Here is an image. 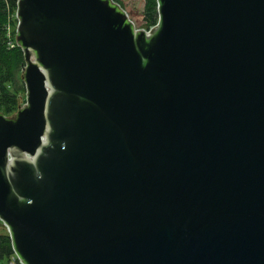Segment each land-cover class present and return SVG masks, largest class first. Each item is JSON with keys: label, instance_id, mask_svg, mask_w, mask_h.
Segmentation results:
<instances>
[{"label": "water", "instance_id": "water-1", "mask_svg": "<svg viewBox=\"0 0 264 264\" xmlns=\"http://www.w3.org/2000/svg\"><path fill=\"white\" fill-rule=\"evenodd\" d=\"M18 0L25 104L0 114L23 264H264V0Z\"/></svg>", "mask_w": 264, "mask_h": 264}, {"label": "trees", "instance_id": "trees-1", "mask_svg": "<svg viewBox=\"0 0 264 264\" xmlns=\"http://www.w3.org/2000/svg\"><path fill=\"white\" fill-rule=\"evenodd\" d=\"M123 11L119 0H112ZM17 0H0V112L8 114L16 112L25 102L24 84L20 78L24 66V57L19 48L8 49L5 27L14 14ZM143 21L147 29L155 26L158 21L157 0H144ZM125 12V11H124ZM126 13V12H125ZM12 20V19H11ZM13 256L11 241L6 231H0V264H10Z\"/></svg>", "mask_w": 264, "mask_h": 264}, {"label": "rangeland", "instance_id": "rangeland-1", "mask_svg": "<svg viewBox=\"0 0 264 264\" xmlns=\"http://www.w3.org/2000/svg\"><path fill=\"white\" fill-rule=\"evenodd\" d=\"M119 1L123 5L122 7L127 14L128 20L133 24L134 29L138 31L148 32L149 29L145 27L144 21H143V11H144V6H145L144 0H119ZM20 78L22 79V73H21ZM18 94L20 96L24 94V97H25V92L24 93L18 92ZM20 103L21 105L19 108L23 107V105L25 104L24 101L22 102V99ZM17 111L4 114V115L1 114L0 112V114L3 115L5 118L11 119V118H14ZM0 231H6L5 228L1 224H0Z\"/></svg>", "mask_w": 264, "mask_h": 264}, {"label": "built area", "instance_id": "built-area-1", "mask_svg": "<svg viewBox=\"0 0 264 264\" xmlns=\"http://www.w3.org/2000/svg\"><path fill=\"white\" fill-rule=\"evenodd\" d=\"M17 2H18V0H17ZM17 2H16V6H17ZM157 23H158V21H157ZM17 26H18V19L16 17V9H15L14 14L11 16V18H9V21L5 27L6 42H7V48L8 49H14V48L20 49V47L16 41ZM156 27H157V24L155 26L151 27L149 29V31L146 33L150 34ZM0 224L5 228L8 236H9V233H8L6 226L4 224H2L1 222H0ZM9 239H10V237H9ZM12 250H13V248H12ZM10 264H23V262L17 257V255L14 253V251H13V256L10 258Z\"/></svg>", "mask_w": 264, "mask_h": 264}]
</instances>
